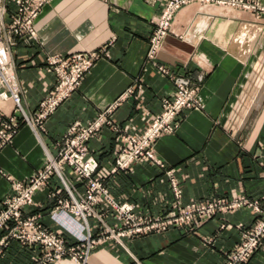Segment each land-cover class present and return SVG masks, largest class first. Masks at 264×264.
Masks as SVG:
<instances>
[{
    "label": "crops",
    "instance_id": "crops-1",
    "mask_svg": "<svg viewBox=\"0 0 264 264\" xmlns=\"http://www.w3.org/2000/svg\"><path fill=\"white\" fill-rule=\"evenodd\" d=\"M246 1L263 12L181 8L155 56L148 58V41L162 0H49L33 21L35 39L6 40L24 115L31 118L53 86L47 57L78 53L98 57L77 90L40 127L26 124L11 101L0 100V123L12 120L15 129L0 148V201L10 194L11 183L26 180L47 158L55 157L71 124L84 126L107 112L105 123L85 145L115 204L131 206L136 216H161L173 201L165 171L178 182L184 204L236 199L264 204L260 167L264 164V0ZM6 11L4 25L13 11L10 0ZM160 67L188 77L197 86V108L182 111L177 129L153 142V156L163 170L138 160L124 171L108 174L121 139L139 136L160 112L161 100L173 94ZM62 178L74 197L83 193L69 168L63 167ZM65 198L66 191L53 176L47 187L33 194L32 205L23 214L38 216L44 228L61 234L48 213ZM102 208L103 222L113 225V212L106 204ZM257 217L243 206L187 228L170 227L122 238L119 243L108 238L94 246L84 261L54 264H222ZM86 222L94 236L98 224L93 218ZM63 236L67 244L74 243ZM42 254L11 240L0 254V264H35ZM244 264H264V240Z\"/></svg>",
    "mask_w": 264,
    "mask_h": 264
},
{
    "label": "built area",
    "instance_id": "built-area-1",
    "mask_svg": "<svg viewBox=\"0 0 264 264\" xmlns=\"http://www.w3.org/2000/svg\"><path fill=\"white\" fill-rule=\"evenodd\" d=\"M49 0H10L13 11L8 16V24H3L6 11V0H0V100L11 101L16 111L26 124L37 127L48 118L55 109L77 90L84 76L97 59L96 54H72L70 56H49L45 59L47 67L53 74L54 83L49 92L39 102L31 118H27L20 108L18 90L14 81L11 59L6 40L8 37L25 36L35 39L33 21L42 6ZM188 5L216 6L241 11H249L256 15L263 12L256 4L246 0H162L159 15L155 19L154 29L149 38L148 58H153L162 40L168 35L174 15ZM159 72L168 77L173 94L163 98L160 112L153 116L139 136L122 138L114 166L108 174L126 170L130 164L145 160L159 170L162 163L152 153L153 142L162 135L172 134L178 127L177 116L182 111L197 108V86L186 76L171 74L165 67ZM196 81H201L197 76ZM104 112L92 122L82 126L71 124L57 147L55 157L45 160L43 166L29 178L13 182L10 194L0 201V254L11 240L22 246L33 247L43 251L35 264H54L61 260L84 261L94 246L111 238L119 243L122 238H134L166 231L168 228H187L194 222H204L218 213H227L240 207H250L257 214L252 226L245 230L238 244L225 254L222 264H244L259 248L264 240V204H249L245 200H214L190 202L184 204L178 182L170 172L164 174L168 179L172 195L169 210L157 217L136 216L132 207L126 204H115L104 188V178L96 175L97 163L87 155L86 142L94 136L105 123ZM15 133L12 120L8 124L0 123V148L5 146ZM70 169L74 180L83 186V193L74 197L62 178V169ZM264 179V164H260ZM57 177L66 191L67 198L57 200L49 211L48 217L61 231L74 241L67 244L64 234H57L44 228L38 216H26L23 209L32 205L35 192L47 187L51 177ZM55 192L50 195L53 197ZM106 204L114 214V224L103 222ZM93 218L98 224V231L90 233L86 219Z\"/></svg>",
    "mask_w": 264,
    "mask_h": 264
},
{
    "label": "rangeland",
    "instance_id": "rangeland-1",
    "mask_svg": "<svg viewBox=\"0 0 264 264\" xmlns=\"http://www.w3.org/2000/svg\"><path fill=\"white\" fill-rule=\"evenodd\" d=\"M9 0H6V2H8ZM251 4H253V3H251ZM220 8H222V7H220ZM52 88V87H51Z\"/></svg>",
    "mask_w": 264,
    "mask_h": 264
}]
</instances>
